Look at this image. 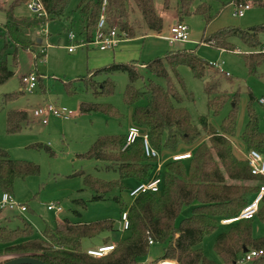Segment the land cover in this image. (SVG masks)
<instances>
[{"label": "trees", "instance_id": "1", "mask_svg": "<svg viewBox=\"0 0 264 264\" xmlns=\"http://www.w3.org/2000/svg\"><path fill=\"white\" fill-rule=\"evenodd\" d=\"M40 1L46 18L16 15L15 10L25 5L28 0H14L4 8L0 85L12 77L11 69L18 65L19 51H30L34 61L43 58V52L37 51L40 44L34 34L43 30L48 22L66 19L65 14L71 0ZM173 3L177 22H182L184 17L190 15L204 17L207 23L211 18L208 14L209 5L206 3L198 4L193 11L191 8L194 0H163L162 6L168 9ZM76 8L80 14L79 38L88 43L96 29L101 0H80ZM133 11L137 12L140 19L136 28L130 20ZM105 21L107 28L115 27L125 34L126 39L149 34L159 35L163 30V22L154 10L153 0H106ZM260 34H264V26H254L246 30L224 29L203 38L201 43L233 52L231 41L238 39L250 50V53L244 56V65L247 72L253 75L264 61V54L257 50L261 46ZM6 55L10 56V63L5 60ZM143 66L151 76L164 84L150 81L144 85L142 91L135 90L132 83L138 73L134 62L112 63L96 69L94 74L112 71L126 73L129 84L123 94V104L130 106L143 97L147 99L144 106L134 108L131 122L147 133L150 146L158 153L165 152L172 156L191 151L190 160H167L163 163L160 173L161 192L158 196L143 194L129 205H125L119 195L112 197L120 206V215L126 211L129 228L123 232L126 235L114 243L108 237L101 239L98 246L114 244L113 251L105 256H88L81 243L102 233L116 232L115 222L112 220L82 224L64 219L53 228L45 225L38 235H35L28 223L22 221V225L14 229L0 226V257L11 256L1 264L16 258H30L43 264H136L148 252V239L162 246L159 262L173 260L176 264H216L204 257L199 247L202 239L214 232L221 220L235 218L258 192L259 187L264 185V177L252 176L247 162L238 159L232 149L230 138L236 129L237 96L229 97L220 89L219 80H214L211 74L203 87L207 111L216 116L228 102L230 108L228 115L220 122L219 131L208 124L206 116L198 118L200 128H197L182 104L184 101L192 102L193 99L186 91L177 68H189L193 77L199 80L205 72L214 68L195 53L184 49L167 52L162 58H155ZM80 79L84 85H91L94 99L113 94V86L108 79L95 83L91 76H86L75 81ZM64 90L67 95H73L75 92L72 83H65ZM19 94H22V91ZM16 97L17 94L13 93L2 95L0 111L7 102ZM79 111L98 112L114 119L122 117L111 104L96 101L81 102ZM26 121L24 111L10 110L6 114L5 133H18ZM240 140L246 151L255 150L264 155V131L258 130L257 116L250 106L247 107V120ZM124 144L125 134L103 135L97 137L89 149L79 155L82 159L106 163V169L115 171L118 176L115 180L105 181L84 175L83 186L94 193L93 200H104L112 191L122 193L129 190L127 180L140 183L152 176L156 161L144 156L141 140H136L122 150ZM180 145L187 148L181 151L178 147ZM33 146L39 147L38 144ZM37 174L36 164L11 160L6 151L0 149V192L11 195L16 179H25ZM189 206L190 215L177 222L181 210ZM254 218L262 224L264 230V195L251 220H238L230 224L232 226L225 233L215 238L213 250L220 259L219 264H237L244 250L264 251V235L260 238L252 237L251 221ZM254 262L264 264V256Z\"/></svg>", "mask_w": 264, "mask_h": 264}, {"label": "rangeland", "instance_id": "2", "mask_svg": "<svg viewBox=\"0 0 264 264\" xmlns=\"http://www.w3.org/2000/svg\"><path fill=\"white\" fill-rule=\"evenodd\" d=\"M80 0H71L66 11V19L48 22L43 27V32L34 34L41 40L38 52H43V58L33 60L30 51L18 52V65L13 71L12 77L4 84L0 85V97L4 94H17V97L7 102L0 111V149L6 151L9 159L15 161L31 162L38 166V174L25 179H16L13 182L11 196L13 200L25 205L29 210L23 214L12 211L0 212V226L14 229L22 225V221L28 223L38 235L45 225L55 227L59 222L67 219L71 222L87 224L91 222L112 220L115 222L114 233H102L99 236L83 240L82 248H94L99 245L101 239L108 237L111 242H116L126 234L118 229L120 206L112 197L121 196L125 205L131 203L128 197V190L118 193L112 191L105 196L104 200H93L94 193L83 186L84 175H91L98 179L111 181L118 178L113 170L106 169V163L102 161L86 160L79 155L86 152L95 139L103 135H124L127 127L135 126L131 122V114L135 107L144 106L147 103L146 97L141 98L134 105L123 104V94L129 84L126 73L112 71L109 73L94 74L96 69L90 70L86 63V50L96 51L97 48H75L74 52L68 53L65 49L68 45H75L74 40H68L67 33L72 32L75 38H79V11L76 6ZM130 1V0H129ZM163 0H153L156 14L162 19L163 30L161 36L166 41H159L158 56L145 58V52L141 59L134 61L138 73L133 81L132 87L142 91L146 83L152 81L163 85L164 83L151 76L143 64L155 59L162 58L167 52L176 51L174 46H168V29L177 22L175 3L170 8L164 9ZM201 3L209 5L210 20L207 23L204 17L190 15L184 17L182 22L188 27L189 42L184 48L185 51L195 53L207 64L216 63L219 68L228 76L220 74L211 69L205 72L202 79H195L189 68L180 66L177 72L180 75L185 89L191 94L192 102L184 101L183 106L187 109L192 118L193 124L200 128L198 118L206 116L207 122L216 131L223 118L228 115L229 102L226 103L220 113L216 116L207 111L206 96L203 91L204 84L212 74L214 80H219L220 89L225 91L229 97L237 96L236 108V129L230 138L232 149L238 159H243L246 148L240 140V135L244 130L247 120V107L253 110L257 116V127L259 131H264V106L258 104L257 99L264 95V61L257 67L255 73L250 75L244 65V56L250 50L238 39H233L234 51H221L209 45L201 43L203 38L209 37L224 29L246 30L254 26H264V0H194L191 11ZM247 4L249 9L244 11L242 17L234 16L237 6ZM16 12L24 15L23 6L16 9ZM132 26H139V16L133 11L130 16ZM261 46L257 49L264 54V34L259 35ZM149 42V41H148ZM3 39L0 38V50L3 47ZM142 49L148 43L144 40L136 43ZM182 44V43H180ZM140 49V50H141ZM87 51V52H88ZM9 53V52H8ZM5 60L10 63V56L6 55ZM142 64V67L139 65ZM89 69V70H88ZM214 71V72H213ZM216 72V73H215ZM29 74L35 75L36 85L32 92L28 93L24 85L20 83L22 77ZM92 78L95 83H101L108 79L113 86V94L109 97L94 99L91 85H84L78 78ZM65 83H72L73 95H67L64 90ZM22 91V94L19 92ZM250 95L252 100L250 101ZM98 102L111 104L122 116L119 119L107 117L98 112L81 113L79 104L81 102ZM52 105L57 109H65L72 112L69 120L50 116L46 124H42L33 112L39 107ZM10 110H20L26 113L24 122L18 133L8 135L5 133L6 114ZM143 132L141 127H138ZM38 144L35 148L33 145ZM183 151L187 147L178 146ZM160 160L163 161L171 156L165 152L159 153ZM165 163V162H163ZM80 172L81 174H76ZM132 180H127L126 185H130ZM84 203L82 206L80 203ZM47 204H59L62 211L59 214L46 210ZM191 206L181 210L177 222L190 215ZM232 225L221 226L211 234L205 236L199 247L204 257L216 264L220 259L213 250L215 238L225 233ZM251 233L253 238H260L264 235L262 224L254 218L251 221ZM162 255V246L153 244L149 246L148 252L139 263L158 264ZM11 257V256H10ZM9 256H1L0 264ZM238 258L237 264H256L253 262H241Z\"/></svg>", "mask_w": 264, "mask_h": 264}, {"label": "built area", "instance_id": "3", "mask_svg": "<svg viewBox=\"0 0 264 264\" xmlns=\"http://www.w3.org/2000/svg\"><path fill=\"white\" fill-rule=\"evenodd\" d=\"M105 5L106 0H101V8L99 17L96 23V29L93 38L90 42L84 43L80 38H75L72 32L67 33L68 40H74L75 45L67 46L65 49L68 53L74 51L77 47H95L99 51L113 50L117 45L126 40L125 34L120 33L115 27L107 28L105 21ZM26 9L35 17L46 18V13L44 7L40 0H28L25 4ZM249 6L247 4H242L237 6V10L234 12V16L242 17L244 11L248 10ZM43 32V30H41ZM169 37L168 41L170 44L173 43H187L189 42V31L188 27L183 22H176L168 29ZM77 39V40H76ZM69 40V41H70ZM222 51V50H221ZM211 66L217 70L220 74L228 76L224 73L221 68L218 67L216 63H212ZM21 84L24 85L26 92L30 93L35 88L36 78L33 74H29L27 77L21 78ZM258 104L264 106V95L257 99ZM34 116L39 118L42 124L47 123V119L50 116L58 117L63 120H69L72 116V112L65 109H57L52 105H45L34 110ZM140 139L143 147V154L146 158L155 159L156 166L152 176L149 180L145 182L137 183L134 187L130 188L127 193L131 202L138 196L143 194L160 195L161 192V171L163 167V162L167 160L171 161H188L191 158V151H187L182 154H176L168 157L167 159L161 161L159 153L153 149L148 141V136L146 132H140L139 128L136 126H130L125 133V144L122 148L125 149L127 146L133 144L136 140ZM243 160L247 162L249 167V172L252 176L264 177V155L258 153L255 150L246 151L243 156ZM264 195V185L259 187L258 192L251 198L249 203L239 212V214L232 219L221 220L220 225H230L238 220H251L258 209L259 203ZM46 210L53 212L54 214L61 213L62 209L59 204H47ZM1 211H12L18 214H23L27 211V207L22 204L16 203L12 196L5 192H0V212ZM129 228V223L127 219L126 211L122 212L119 216L118 229L120 232H125ZM154 243L148 239V245L151 246ZM114 244L108 246H97L94 248H88L85 250L88 256L94 258H100L106 254L113 251ZM264 256V251L262 250H247L243 253L239 263L241 262H253L258 258ZM165 262H171L176 264L173 260L160 261L158 264H164ZM142 264V263H136Z\"/></svg>", "mask_w": 264, "mask_h": 264}, {"label": "crops", "instance_id": "4", "mask_svg": "<svg viewBox=\"0 0 264 264\" xmlns=\"http://www.w3.org/2000/svg\"><path fill=\"white\" fill-rule=\"evenodd\" d=\"M12 1H14V0H0V38H2V26L5 22L4 8H6ZM23 7L25 10L24 15L17 13L16 10H15V14L18 16H27V17L32 16V14L26 9L25 5H23ZM161 34H162V32L159 35L149 34V35H145V36H141V37H135L132 39H126L125 41L119 43L115 49L110 50V51L109 50H106V51H99V50L88 51V50H86L85 55H86L87 68H90V70H93V69H100V68L107 66V65H110L112 63L126 64L129 62L138 61L141 59L143 51L145 52V55H144L145 58H151L152 56H158L159 54L156 53V52H158V51H156V50H158L157 43L159 45V41H166V40H163L166 38L164 36H161ZM141 40H144V44L148 43V46L146 48L147 50H145V45H143V47L141 49L140 48L141 46L138 47V45L136 44V43L140 42ZM188 43H190V42L182 43V44H180V43L170 44L169 43L168 46H174V49L180 50V49L186 48L187 47L186 45ZM83 47L86 49L89 48L88 46H86V47L83 46ZM77 48H82V47H77ZM136 64L137 63H135V65ZM139 66L142 67V64H140ZM129 127H127V129ZM127 129H126V131H127ZM143 132H145V131H143ZM136 184H137L136 182L132 181L131 184L128 185L129 189L134 187ZM221 226H226V225H221Z\"/></svg>", "mask_w": 264, "mask_h": 264}, {"label": "water", "instance_id": "5", "mask_svg": "<svg viewBox=\"0 0 264 264\" xmlns=\"http://www.w3.org/2000/svg\"><path fill=\"white\" fill-rule=\"evenodd\" d=\"M37 43L40 44L41 40L38 39ZM246 251L247 250H244L243 253H246ZM3 264H43V263L37 260H34V259H30V258H16V259L9 260Z\"/></svg>", "mask_w": 264, "mask_h": 264}, {"label": "bare ground", "instance_id": "6", "mask_svg": "<svg viewBox=\"0 0 264 264\" xmlns=\"http://www.w3.org/2000/svg\"><path fill=\"white\" fill-rule=\"evenodd\" d=\"M164 264H172L171 262H165Z\"/></svg>", "mask_w": 264, "mask_h": 264}]
</instances>
